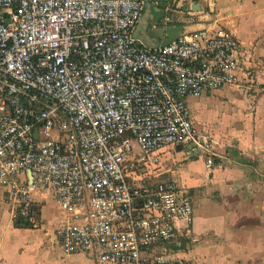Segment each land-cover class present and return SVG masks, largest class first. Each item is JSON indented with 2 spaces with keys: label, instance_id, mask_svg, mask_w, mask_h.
Here are the masks:
<instances>
[{
  "label": "built area",
  "instance_id": "obj_1",
  "mask_svg": "<svg viewBox=\"0 0 264 264\" xmlns=\"http://www.w3.org/2000/svg\"><path fill=\"white\" fill-rule=\"evenodd\" d=\"M143 0H0V209L39 228L44 196L64 217L65 255L109 264H193L188 191L139 176L175 145L200 149L187 98L238 83L240 43L184 31L150 48L133 32ZM138 172V173H137Z\"/></svg>",
  "mask_w": 264,
  "mask_h": 264
},
{
  "label": "crops",
  "instance_id": "obj_2",
  "mask_svg": "<svg viewBox=\"0 0 264 264\" xmlns=\"http://www.w3.org/2000/svg\"><path fill=\"white\" fill-rule=\"evenodd\" d=\"M195 2L200 10L191 11ZM170 8V24L224 29L240 43L238 83L187 98L196 135L213 142V166L186 145L162 151L183 160L166 180L188 191L197 239L171 244L170 255L193 264H264V0H170ZM63 217L48 196L39 228L19 227L0 209V264H109L92 253L61 252L54 229Z\"/></svg>",
  "mask_w": 264,
  "mask_h": 264
},
{
  "label": "water",
  "instance_id": "obj_3",
  "mask_svg": "<svg viewBox=\"0 0 264 264\" xmlns=\"http://www.w3.org/2000/svg\"><path fill=\"white\" fill-rule=\"evenodd\" d=\"M169 8L170 0H143L141 16L135 26L134 35L139 36L141 41L152 49L164 47L176 41L184 32L183 25L165 21L166 11ZM190 10H200V4L193 3Z\"/></svg>",
  "mask_w": 264,
  "mask_h": 264
},
{
  "label": "rangeland",
  "instance_id": "obj_4",
  "mask_svg": "<svg viewBox=\"0 0 264 264\" xmlns=\"http://www.w3.org/2000/svg\"><path fill=\"white\" fill-rule=\"evenodd\" d=\"M172 7L176 8L175 3L173 4ZM203 134L208 136L207 133H203ZM172 150L173 149L170 148L160 153L159 154L160 160L156 164H151V163L141 164L138 170V172L140 173L139 176L141 177H144V175L150 176L153 181L166 180L169 178H173L172 172L174 170V167L182 163L183 160L181 159L174 160V157H172L170 153ZM186 152H187V149H186ZM202 153L203 152L200 149H195V151H189V154H191V156H196ZM172 154H174L173 151H172ZM186 155L187 154H183L181 157H185ZM185 246H187V244Z\"/></svg>",
  "mask_w": 264,
  "mask_h": 264
},
{
  "label": "flooded vegetation",
  "instance_id": "obj_5",
  "mask_svg": "<svg viewBox=\"0 0 264 264\" xmlns=\"http://www.w3.org/2000/svg\"><path fill=\"white\" fill-rule=\"evenodd\" d=\"M173 9H175V8L172 7V10H173Z\"/></svg>",
  "mask_w": 264,
  "mask_h": 264
}]
</instances>
